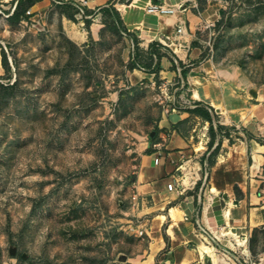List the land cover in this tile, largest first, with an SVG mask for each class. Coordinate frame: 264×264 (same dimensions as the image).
Segmentation results:
<instances>
[{
  "label": "rangeland",
  "instance_id": "rangeland-1",
  "mask_svg": "<svg viewBox=\"0 0 264 264\" xmlns=\"http://www.w3.org/2000/svg\"><path fill=\"white\" fill-rule=\"evenodd\" d=\"M17 2L0 0V264L137 263L148 241L127 234L122 212L164 124L200 155L179 164L178 184L189 186L183 178L197 160L208 175L218 158L225 166L214 173L235 171L243 143L255 172L253 141L264 145V0H113L114 11L97 9L89 23L73 0H42L15 21ZM149 5L176 8L161 19L175 26L171 40L155 39L149 28L160 16L148 15ZM150 54L165 58L169 74L143 79L155 63ZM205 86L223 95L228 112L200 102L210 104ZM189 103L211 122L192 113L172 123ZM217 135L225 144L211 151ZM246 245L242 264H264V227Z\"/></svg>",
  "mask_w": 264,
  "mask_h": 264
},
{
  "label": "crops",
  "instance_id": "crops-1",
  "mask_svg": "<svg viewBox=\"0 0 264 264\" xmlns=\"http://www.w3.org/2000/svg\"><path fill=\"white\" fill-rule=\"evenodd\" d=\"M73 1V4L79 11L82 6H85L84 11H91L92 13H90V15H94L97 9H108L110 7L109 3L113 0H99L100 3L93 7L88 3L95 0ZM103 12L107 11L103 10ZM152 20L154 27L149 29L155 30V39H158L160 35L166 36V33H169L167 30L171 29L170 27H172V29L175 27L174 24L169 25L165 21H162L161 18H153ZM93 27L94 25L91 27V31L97 38L99 34L97 33V36L94 34ZM86 39L80 43H84ZM159 43L158 41L153 45L155 47L161 45L162 47L163 44ZM163 49L166 50L167 48ZM150 55L153 57L155 63L153 62V68L149 69L150 73H147V71L143 73V79L150 80V76H156V72H160L162 68L164 69L161 71L162 74H169V72L166 71L167 66L165 58L160 60L157 59L155 55ZM186 55L185 53V57ZM184 58L180 56V61L182 63H184ZM157 66H159L158 69ZM152 70L153 72H151ZM229 72L237 75L235 69ZM210 95L213 99L223 104V95H217L212 91ZM200 102L205 103V107L216 109L208 102ZM179 114L180 116L175 114L170 117V120L173 121L172 123L176 124L178 120L185 119L192 113L187 111ZM159 129L160 132L153 145L160 144V149L158 150L154 147H150L148 148L147 154L142 155V170L137 176V183L133 186V192L137 194L138 201L132 202L131 200V206L126 208L125 212H122L123 218L121 221L124 224V229H126L128 235L130 234L129 236H135L137 238L140 237L137 231L141 228L146 230L145 235L141 238L142 240L148 241V246L143 251V254L137 257L141 258V262H145L149 259L152 253L151 246L156 244L158 249L153 255L152 260L147 264L159 263L164 260L169 261L171 264H190L200 260L204 261L205 264H214L213 261L212 263L209 262L208 258L210 257L207 254L202 257L198 252V248L202 244H207L215 248L213 244L209 243V239L199 234L200 227H211L214 229L216 226H225L227 232L229 230L232 232L236 231L237 236L242 234L247 238L250 237L254 229L264 227V169L262 167L264 164V152L260 153V162L255 166L256 170L253 173L251 172L252 167L247 165L248 159L246 150L248 145L243 143L242 147H245L244 158L246 161L245 178L242 177L237 167L235 171L224 170L223 173H214L213 171L218 166L220 168L225 166L224 162L220 163L219 158L215 162V167L212 165L211 173L209 175L205 174L203 172L204 165L201 163L202 161L197 160L194 162V165H199L201 174L198 176L197 173H193L187 178H183L184 182L188 181L189 183V186L185 187L178 184V166L181 162H185V160L189 158L196 159L197 156L200 155L198 152H195V145L192 144V141L187 136L183 135L182 132L177 129L170 130L165 124L159 126ZM224 142L225 141L217 135L215 140L209 141V145L212 147L211 151H215L220 144L224 146ZM254 142L255 141H253L252 146L253 153ZM201 152L203 153V151ZM237 163L239 162L235 158L234 164ZM235 173L238 174V180L236 181L232 179ZM221 178H227L228 183L221 186V182H219ZM217 183L221 186L222 190L219 194H214L211 190L214 184ZM170 184H176L179 189L183 187L185 191L183 193L179 192V190L170 191L168 189ZM230 203L233 205V212L229 223H227L225 211L230 209ZM173 208L177 209L180 213V218L178 220H173L171 218L170 211ZM162 215L166 217V220L159 224L158 219ZM212 224H216V226ZM217 236L219 237V234ZM226 237L221 236L219 238L225 243L227 239H230V236ZM133 264L136 263L133 262Z\"/></svg>",
  "mask_w": 264,
  "mask_h": 264
},
{
  "label": "bare ground",
  "instance_id": "bare-ground-1",
  "mask_svg": "<svg viewBox=\"0 0 264 264\" xmlns=\"http://www.w3.org/2000/svg\"><path fill=\"white\" fill-rule=\"evenodd\" d=\"M100 3L99 0H95V1H90L89 2V5L90 6H95L96 4ZM120 8H123L124 5H119ZM172 16H175V15H172ZM163 16H160V18L163 20L162 18ZM70 36L74 39V40H77L78 42H82L84 41L85 37L82 33H80L79 31H72L71 33H69ZM184 34V33H183ZM153 42V41H152ZM177 52H180V56L181 58H184L185 57V53L183 51H179L177 50ZM165 75H167V73H164ZM195 80V79H194ZM196 83H201V81H198L196 80ZM205 93H204V97L210 102V104L212 106H214L217 110H219L221 113L222 111H227L225 106L218 100H215L211 97L210 95V92H209V87L208 86H205ZM194 98L196 100H200L202 99V96L200 95V93L198 91H195L194 92ZM228 112V111H227ZM227 114V113H225ZM246 123H248V120H245ZM204 147L202 145H200L197 150H203ZM236 153V160L239 162L237 164H234L236 165V167L239 169V171L241 172V175L242 177H246L245 175V171H246V161H245V147H240V148H236V150L234 151ZM264 152V145H261L259 143H257L256 141L254 142V159L256 160V162H260V153ZM224 162V158H221L220 159V163ZM256 166V165H255ZM254 166V167H255ZM199 165H196L195 167L193 166H190L187 168V172L190 174H193L195 173V171H197V175H200V169H199ZM221 182V186L223 185H226L228 183V179H223L222 181H219ZM221 186L217 184H214L211 192L214 193V194H219L220 191L222 190L221 189ZM228 187V186H227ZM229 188V187H228ZM214 197V196H213ZM230 209L229 210H226L225 211V216H226V221L227 223H229V220L230 218L232 217V212H233V205L232 203H230ZM170 215H171V218L173 220H178L180 218V213L177 209L173 208L171 209L170 211ZM166 220V217L164 215L160 216L158 221H159V224H161L162 222H164ZM219 234V237L223 236V237H226V236H230L229 238L230 239H227L226 244L227 246L233 248V249H237L238 247H244L245 246V241L240 239L234 232L232 231H228L226 232L225 230H221L220 233H217V235ZM228 238V237H226ZM158 247L156 244H153L151 246V250H152V253L149 257V259L147 261H145L144 263H148L152 260V257L153 255L156 253ZM246 252H248L247 248L245 249ZM198 252L200 254V256H204L205 254H207L213 261L214 264H226L222 261V259H220V257L218 256L215 248H213L212 246H209L207 244H202L199 246L198 248ZM135 261H138V262H141V258H137Z\"/></svg>",
  "mask_w": 264,
  "mask_h": 264
},
{
  "label": "built area",
  "instance_id": "built-area-1",
  "mask_svg": "<svg viewBox=\"0 0 264 264\" xmlns=\"http://www.w3.org/2000/svg\"><path fill=\"white\" fill-rule=\"evenodd\" d=\"M177 12L175 7H162V6H154V5H149V9L147 10V14L148 15H155V16H162V15H167V16H172ZM80 17L81 18H85V19H89L91 18L90 16L85 15V11L83 8L80 9ZM178 29L176 30L178 34L183 33V26H177ZM171 40L170 36H162V38L158 37V40L160 42H163V40ZM187 108V107H186ZM185 108V109H186ZM189 108L194 109L195 105H193V103H189ZM188 108V109H189ZM177 110H180V108H174L173 111L177 112ZM154 148L156 149H160V144H155L153 145ZM168 189L170 191H178L183 193L185 190L182 187L181 189H179V187L176 184H170L168 186ZM132 202H136L138 201V196L134 195L131 198ZM221 230H225L227 231V228L225 226H221L219 227V229L217 231H215L214 229H212L211 227H200L199 231H200V235L205 236L207 239H209V243L213 244L215 247V250L218 254L219 257L223 258V261L228 264L225 260H228L230 263L232 264H242V261H245V257L246 255L249 254V251L246 252L245 249L247 248V241L248 238L244 237V241H245V246L243 247V252L239 254H236L237 252H235V250H233L232 248L224 245V248L222 249L220 247V243H222V241L220 240V238L217 236V233L220 232ZM146 233V230L141 228L139 231H137L138 236L142 237L144 236ZM248 250V249H247ZM136 264H144V262H139ZM153 264H171L169 261L164 260L162 262L159 263H153ZM190 264H205L204 261H198V262H194V263H190Z\"/></svg>",
  "mask_w": 264,
  "mask_h": 264
},
{
  "label": "trees",
  "instance_id": "trees-1",
  "mask_svg": "<svg viewBox=\"0 0 264 264\" xmlns=\"http://www.w3.org/2000/svg\"><path fill=\"white\" fill-rule=\"evenodd\" d=\"M41 1L42 0H18L17 7H16L15 11L13 12V14L10 16V18L12 20L19 21L21 19V17L25 14V12L28 10V8H30L35 3L41 2ZM105 9H103V10H105ZM105 11L112 12L114 10L111 9V7H109L108 10H105ZM90 13H92V12L91 11H88V10L85 11V15H87V16L90 15ZM115 14L118 16V13L117 12H115ZM85 20L87 21V23H89V20L88 19H85ZM2 65L7 70V72H10L11 71V67H10V64H9V61H8V58H7V55L4 52L2 54ZM158 68H159V66H157V69ZM0 87H4V85L0 84ZM187 111L188 112H191V113H194V114L201 113L202 115H204L211 122V117L209 116V113H207V112H203L202 113L201 110L198 109V108L188 109ZM211 129H212V127H211ZM219 130L221 131L222 130V127L219 126Z\"/></svg>",
  "mask_w": 264,
  "mask_h": 264
}]
</instances>
